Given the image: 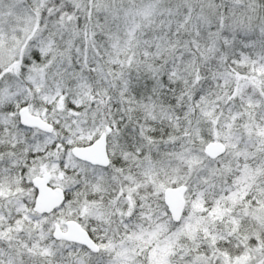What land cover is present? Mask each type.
<instances>
[{
    "label": "snow or ice",
    "instance_id": "snow-or-ice-1",
    "mask_svg": "<svg viewBox=\"0 0 264 264\" xmlns=\"http://www.w3.org/2000/svg\"><path fill=\"white\" fill-rule=\"evenodd\" d=\"M0 264H264V0H0Z\"/></svg>",
    "mask_w": 264,
    "mask_h": 264
}]
</instances>
